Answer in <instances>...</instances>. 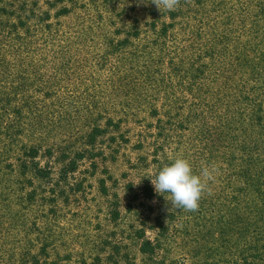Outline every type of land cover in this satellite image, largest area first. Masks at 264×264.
<instances>
[{
  "label": "rangeland",
  "instance_id": "rangeland-1",
  "mask_svg": "<svg viewBox=\"0 0 264 264\" xmlns=\"http://www.w3.org/2000/svg\"><path fill=\"white\" fill-rule=\"evenodd\" d=\"M0 264H264V0H0Z\"/></svg>",
  "mask_w": 264,
  "mask_h": 264
},
{
  "label": "clouds",
  "instance_id": "clouds-1",
  "mask_svg": "<svg viewBox=\"0 0 264 264\" xmlns=\"http://www.w3.org/2000/svg\"><path fill=\"white\" fill-rule=\"evenodd\" d=\"M160 12L176 11L180 0H151ZM215 166L202 165L199 172L183 155H174L159 165L150 176V182L157 195L170 202L173 209L194 212L199 208L202 196L209 191V181L215 179ZM140 184V179L134 183Z\"/></svg>",
  "mask_w": 264,
  "mask_h": 264
},
{
  "label": "trees",
  "instance_id": "trees-1",
  "mask_svg": "<svg viewBox=\"0 0 264 264\" xmlns=\"http://www.w3.org/2000/svg\"><path fill=\"white\" fill-rule=\"evenodd\" d=\"M214 73H216V71H214Z\"/></svg>",
  "mask_w": 264,
  "mask_h": 264
}]
</instances>
